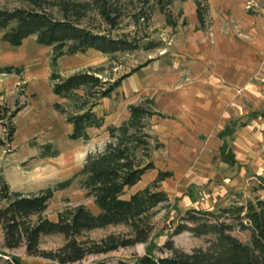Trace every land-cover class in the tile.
Instances as JSON below:
<instances>
[{"label": "rangeland", "instance_id": "rangeland-1", "mask_svg": "<svg viewBox=\"0 0 264 264\" xmlns=\"http://www.w3.org/2000/svg\"><path fill=\"white\" fill-rule=\"evenodd\" d=\"M199 2L203 8L206 6L203 17L205 26L200 29L209 35L213 13L209 10L208 0ZM244 2L245 12L255 14L254 10L259 6L252 0ZM162 4L169 21L152 0H121L122 14L110 35L137 41L139 46L136 49L103 54L91 48L74 54H62L56 59L54 68L51 66V45L38 43L35 34H32L24 38L21 44L13 46L1 40L3 30H0V69L6 66L11 68V71H0V182L4 180L10 192L25 195L53 187V195L47 208L40 213L41 217L54 221L59 211L79 204L97 213L92 197L81 185L83 175L77 173L85 155L102 148L107 139L106 126L124 121L129 113L128 104L138 103L147 97L160 113L147 119L145 129L152 139L160 143L159 147L150 151L153 167L146 169L135 184L126 187L122 195L127 197L133 191L150 185L158 171L170 173L155 181L157 187L166 192L167 199L157 203L143 218L149 226L147 239L106 253H86L74 261L75 264H120L121 261L138 264L135 258L145 251L158 257L170 255L164 245L166 239H170L175 247L189 252L194 247L205 246L213 235H194L190 231L169 235L173 226L181 222L180 217L188 207L216 212L219 207L245 204L248 200L254 202L264 197L263 142L259 146L254 144L251 153L245 156L234 153L239 168L233 165L231 152L223 153L221 149L214 150V153L212 151L211 155H203L200 146L201 149L197 148L193 155L179 154L178 145L184 143L194 148L195 143L184 142L178 138L179 135H173L176 115L164 109L165 95L161 90L157 92L153 85L167 71L172 73L181 69L182 65L187 66L195 61V49L190 48L189 39L199 23L197 25L195 19L194 0H162ZM1 5L13 8L21 3L18 0H0ZM137 7L144 15L134 19L132 13ZM217 13L220 14L219 11ZM225 18L229 23L224 24L223 28L231 27V31L227 29L226 32L239 35L236 20L228 16ZM82 23L99 25L101 30L107 28L93 11L83 17ZM98 67L101 69L98 75L104 80H113L122 74L124 77L107 99L101 98L93 106L94 112L102 116V124L96 129H89L86 139H71L68 137L71 128L65 119L66 114L55 110L54 103H60L66 112L73 111V103L53 93L51 74L55 69L62 77L77 70ZM138 75L139 79L133 82L136 89L127 90L123 79L131 84V79H136ZM15 109L17 112L11 115ZM12 127L14 131L11 135L9 129ZM6 202L0 199V207H5ZM36 221L37 214L27 218V222L32 224ZM230 233L241 242L248 243L249 231L233 225ZM20 235V243L7 248L0 222V249L16 255L24 264H57L49 255L65 243L66 238L62 233H40L37 250L33 252L27 249V238L23 231ZM113 235L119 238L134 237L131 226L121 222L83 229L75 235V239L87 247L92 242ZM5 257H0V263Z\"/></svg>", "mask_w": 264, "mask_h": 264}, {"label": "trees", "instance_id": "trees-1", "mask_svg": "<svg viewBox=\"0 0 264 264\" xmlns=\"http://www.w3.org/2000/svg\"><path fill=\"white\" fill-rule=\"evenodd\" d=\"M18 1L21 5L13 8L0 6V30H3L1 40L17 46L24 38L35 34L38 43L52 46V68L62 54H74L91 48L106 54L133 50L139 46L137 41L110 35L122 14L121 0ZM152 1L168 20L162 0ZM194 4L198 27L204 28L206 6L203 8L199 0H194ZM140 9L137 7L132 13L134 19L144 15ZM90 11L107 25L106 29H102L104 31L99 25L82 23L83 17ZM4 70L11 71V68L6 66L0 69L2 72ZM100 70L99 67L88 68L61 77L54 69L51 74L53 93L73 103L72 112H66L60 103H54L55 110L66 114L65 119L71 128L68 137L71 139H86V127H98L102 124V116L93 111V106L101 98L108 97L124 77L122 74L113 80H104L98 75ZM127 111L129 114L124 121L118 125L106 126L107 139L102 148L95 153H87L77 172L83 175L81 185L92 197L97 213H92L84 204H79L59 211L56 220L52 221L41 217L40 213L47 208L53 195V187H47L33 195H25L10 192L4 180H1L0 199L7 202L5 207H0V222L4 228L7 248L20 243L22 231L26 235L27 249L30 252L37 250L40 233L59 232L65 236L66 241L55 253H50L49 257L57 264H75L73 262L86 253H106L147 239L149 226L143 218L157 203L167 199L166 192L159 189L155 181L170 173L158 171L150 185L122 197L126 187L136 183L146 169L153 167L150 151L160 146L145 130L147 119L155 113L160 114L153 108L152 100L146 97L138 103L128 104ZM16 112V109L13 110L11 115ZM9 130L12 135L13 127ZM33 214L38 215V221L34 224L27 222V218ZM183 214L181 222L173 226L170 236L190 231L194 235L210 233L213 238L205 246L194 247L189 252L175 247L170 239H166L164 245L170 255L158 257L145 251L135 258L138 264H264V197L254 202L248 200L245 204L219 207L216 212L188 207ZM121 222L131 226L134 237L107 236L87 247L75 239V235L83 229ZM233 225L249 231L248 243L231 235ZM0 254V257L6 256L0 264H24L16 255L5 250L0 249ZM120 264L129 263L121 261Z\"/></svg>", "mask_w": 264, "mask_h": 264}, {"label": "crops", "instance_id": "crops-1", "mask_svg": "<svg viewBox=\"0 0 264 264\" xmlns=\"http://www.w3.org/2000/svg\"><path fill=\"white\" fill-rule=\"evenodd\" d=\"M244 1L208 0L210 34L196 26L189 39L195 61L154 81L156 91L165 95L164 109L176 115L173 135L195 143L194 148L178 145L180 155H193L197 148L211 155L221 149L231 152L238 167L234 153L245 156L254 144L264 143V0H252L259 6L255 14L245 12ZM225 16L236 20L239 35L230 33V26L228 32L223 28L229 23ZM137 79L139 75L131 84L123 79L127 90L136 89ZM86 128L87 133L96 129Z\"/></svg>", "mask_w": 264, "mask_h": 264}]
</instances>
